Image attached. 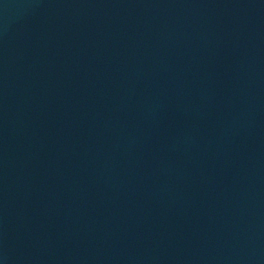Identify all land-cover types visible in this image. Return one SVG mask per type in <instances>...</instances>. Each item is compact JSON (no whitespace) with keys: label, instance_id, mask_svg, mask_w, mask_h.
I'll use <instances>...</instances> for the list:
<instances>
[{"label":"water","instance_id":"95a60500","mask_svg":"<svg viewBox=\"0 0 264 264\" xmlns=\"http://www.w3.org/2000/svg\"><path fill=\"white\" fill-rule=\"evenodd\" d=\"M0 264H264V0H0Z\"/></svg>","mask_w":264,"mask_h":264}]
</instances>
